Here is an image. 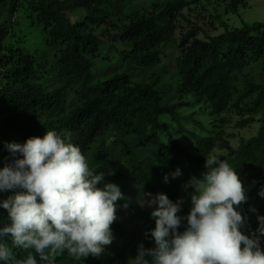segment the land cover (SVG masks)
Instances as JSON below:
<instances>
[{"label":"trees","instance_id":"obj_1","mask_svg":"<svg viewBox=\"0 0 264 264\" xmlns=\"http://www.w3.org/2000/svg\"><path fill=\"white\" fill-rule=\"evenodd\" d=\"M221 1L227 13L249 3ZM198 2L0 0V152L14 159L6 142L42 137L47 129L70 137L94 172L120 186L123 198L116 202L112 229L122 241L132 231V219L145 212L140 204L145 194L180 199L187 164L204 166L216 150L225 152L219 158L240 174L246 193L258 195L264 187V22L230 28L220 19L224 30L201 38L204 29L190 18ZM74 12L82 16L73 20ZM181 17L189 25L176 39ZM169 48L178 57L176 73L167 76L163 58ZM253 65L258 68L252 74ZM201 103L218 125L207 131L199 123L198 133L184 127L180 110ZM234 117L241 130L259 124L237 146L225 126ZM171 121L194 140L197 153L172 135ZM178 168L181 175L172 178ZM15 191L0 192V201ZM239 208L247 217V234L258 227L257 215H264V198L247 199ZM189 212L182 207V216ZM150 213L139 236L146 248L154 242ZM6 223L7 211L0 207V227ZM5 242L17 261L31 252L37 264H126L119 249L81 260L57 252L43 261L34 250Z\"/></svg>","mask_w":264,"mask_h":264},{"label":"clouds","instance_id":"obj_2","mask_svg":"<svg viewBox=\"0 0 264 264\" xmlns=\"http://www.w3.org/2000/svg\"><path fill=\"white\" fill-rule=\"evenodd\" d=\"M5 147L16 158L0 168V192L17 191L0 201L8 221L0 227V264H37L31 252L15 260L6 240L17 249L34 250L43 261L65 251L80 260L100 257L115 239L120 186L105 182V174L90 168L70 137L54 130ZM205 169L184 185L192 189L186 217L179 214L183 198L174 202L165 193L141 198L142 207L152 208L155 246L140 243L129 264H264V215H257L258 227L246 234L247 217L239 206L248 197L240 174L216 155L206 157ZM179 175L178 168L172 178ZM258 195L264 198V187Z\"/></svg>","mask_w":264,"mask_h":264},{"label":"rangeland","instance_id":"obj_3","mask_svg":"<svg viewBox=\"0 0 264 264\" xmlns=\"http://www.w3.org/2000/svg\"><path fill=\"white\" fill-rule=\"evenodd\" d=\"M220 3L222 5H220ZM70 16L73 20L80 18L82 16V13H70ZM191 20L204 29L200 33L201 38H206V35H216L221 33L224 28L221 27L220 19L227 22L230 28L235 27H241L243 22L247 23H254V22H264V0H249L248 6L240 8L238 13H227L225 4L221 0H200V2L197 3L193 7V10L191 11ZM180 22L179 25L183 26L180 27L176 33V39L180 32L186 31L189 23L186 22V20L181 17L179 18ZM215 24L212 25V23ZM178 57V51L174 48H169L167 50L166 57L163 58V65L165 66V70L167 71V76L170 74L176 73V58ZM254 68H258V65H253V68H249V73H254ZM168 84V83H167ZM169 85V84H168ZM209 109L207 106L203 103L197 104L194 107H183L180 110V113L182 115V123L184 127L188 130L195 131L200 133L201 130H203L199 123L202 124L205 128H207V131H210L214 129V125L218 121L217 119L211 117L209 115ZM237 118L234 117V119L228 123L226 126V131L228 133L235 134V138H230V142L232 145L237 146L241 138H249L253 135H255L258 131L259 124H254L251 127H248L246 129H239L235 127ZM170 130L172 135H174L176 138L180 140L182 144L185 145L187 150L192 153H197L195 148L194 140L191 139L188 133L182 132L175 126L172 121L169 123ZM203 134H206L205 132ZM168 139V136L166 135V140ZM225 154L224 151L216 150L213 155H216L220 157L221 155ZM19 156V155H17ZM16 157H14L15 159ZM13 160L10 156H7L4 154V152H0V168H2L6 163H10ZM186 159H184V162L186 163ZM206 171L205 165L204 166H196V164H191L189 166L187 164V174H186V182L185 184L190 180L191 177L196 176L199 177L201 174ZM184 184V185H185ZM192 191V189H181L180 198H183L184 204L183 207H186L187 209H191V198L189 193ZM248 200H250L253 203H259L262 200V197L256 194L252 193H246ZM145 212L141 213L140 215L135 216L132 219V231L129 232L126 235V238L124 240H119V238H115L112 242V244L106 246V249L110 250L111 252H115V250L119 249L118 251L123 252V256L125 258V263L129 264V260L132 257H135L137 254V249L140 244V231L146 230L145 221L148 216V213L152 211V208H149L145 206ZM144 208V207H143ZM182 215L181 213H179ZM155 246V243L153 242L152 247Z\"/></svg>","mask_w":264,"mask_h":264}]
</instances>
